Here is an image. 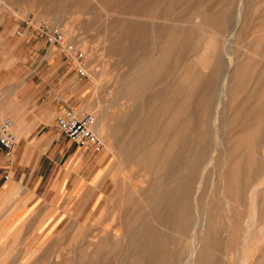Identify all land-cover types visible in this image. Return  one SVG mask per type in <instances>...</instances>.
Segmentation results:
<instances>
[{
	"label": "rangeland",
	"instance_id": "1",
	"mask_svg": "<svg viewBox=\"0 0 264 264\" xmlns=\"http://www.w3.org/2000/svg\"><path fill=\"white\" fill-rule=\"evenodd\" d=\"M0 7L21 19L31 15L54 24L84 53L87 76L76 75L74 63L69 72L80 87L72 107L94 116V130L99 119L108 130L114 123L121 100L114 102L113 96L137 75V63L156 62L159 71L146 94L165 88L177 90L181 99L191 93L179 109L194 121L202 113L186 133L190 164L197 146L201 151L200 216L196 232L191 226L186 232L182 259L175 264H264V0H0ZM215 65L221 68L222 97L209 108L205 88ZM224 75L228 79L220 91ZM182 122L179 113L175 126ZM95 134L103 143L107 189L94 202L91 218L72 206L58 225L21 226L18 235L5 234L0 264H129L120 241L103 232L119 220L109 211L121 199L115 193L122 171L119 143L107 145ZM178 235L170 233L161 260L166 251L176 255ZM98 242L103 244L97 247ZM163 264H171L169 257Z\"/></svg>",
	"mask_w": 264,
	"mask_h": 264
},
{
	"label": "crops",
	"instance_id": "2",
	"mask_svg": "<svg viewBox=\"0 0 264 264\" xmlns=\"http://www.w3.org/2000/svg\"><path fill=\"white\" fill-rule=\"evenodd\" d=\"M20 29L16 12L0 7V122L10 119L16 136L9 159L0 147V239L18 235L21 226L58 225L72 206L89 219L107 189L103 155L54 126L55 114L72 106L80 88L69 74L73 63Z\"/></svg>",
	"mask_w": 264,
	"mask_h": 264
},
{
	"label": "bare ground",
	"instance_id": "3",
	"mask_svg": "<svg viewBox=\"0 0 264 264\" xmlns=\"http://www.w3.org/2000/svg\"><path fill=\"white\" fill-rule=\"evenodd\" d=\"M240 20L239 18L237 21ZM199 62L203 66L207 63L203 57H200ZM145 63L146 61L137 63V75L124 81L114 94V102L118 99L121 103L116 108L114 123L110 129L106 128L102 119H99L94 130V118L92 126L93 132L96 131L107 145L114 141L119 143L120 156L117 162L122 167L121 173H117L115 188V193L121 196L120 203L109 210L111 216H117L119 220L117 225L108 224L103 232L105 236L111 234L116 242L120 241L119 246L126 258H129V264H163L166 257H169L171 264H175L182 259V244L186 232L191 226L195 233L199 223V192L203 177L197 176L199 166L202 165L201 151L197 146L190 164L186 133L193 117L186 110L180 112L179 107L190 102L191 93L183 95L181 99L178 98L177 90L172 89L167 92L165 88H160L146 94L145 90L157 80L159 71L155 66L156 62H152L151 66H145ZM220 76L221 68L215 65L209 73L205 88L206 107L210 108L215 98L221 101L220 91L226 85L228 77L223 76L218 94ZM178 99L181 103L174 108L173 104ZM88 110L90 111L89 108ZM179 113L183 114V122L176 127L175 119ZM201 119L200 112L195 115L193 122ZM189 165L193 169L190 173L187 171ZM194 193L198 195L194 196ZM203 226L204 221L199 229V240L204 235ZM172 231L179 234L176 239L177 253L170 257L166 251L162 255L166 256L161 260V252L163 249L167 250ZM102 244L103 242H98L96 246L100 247Z\"/></svg>",
	"mask_w": 264,
	"mask_h": 264
},
{
	"label": "built area",
	"instance_id": "4",
	"mask_svg": "<svg viewBox=\"0 0 264 264\" xmlns=\"http://www.w3.org/2000/svg\"><path fill=\"white\" fill-rule=\"evenodd\" d=\"M22 29H28L33 35L44 38L47 45L58 49L64 58L74 63V69L79 77H86V61L84 53L73 42L66 41L62 31L54 24L46 21H37L33 16L27 15L21 19ZM94 116L90 113H79L74 107H65L59 110L54 117V126L58 132L80 148L99 152L102 142L93 132ZM16 144V136L13 133L12 122L4 119L0 122V147L4 156L9 159L13 147ZM9 177L8 173L4 178Z\"/></svg>",
	"mask_w": 264,
	"mask_h": 264
}]
</instances>
